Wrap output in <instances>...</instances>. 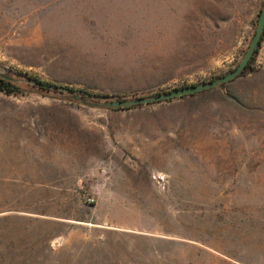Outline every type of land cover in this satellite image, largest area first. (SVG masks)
<instances>
[{
  "label": "rangeland",
  "instance_id": "obj_1",
  "mask_svg": "<svg viewBox=\"0 0 264 264\" xmlns=\"http://www.w3.org/2000/svg\"><path fill=\"white\" fill-rule=\"evenodd\" d=\"M263 6L0 0V75L21 71L128 97L198 85L241 61ZM65 115L124 144L98 147L100 178L38 185L32 163L5 155L21 131L58 127ZM6 172L27 182H0V264H264V56L210 92L139 109L33 88L0 91V176ZM68 188L75 192L57 190Z\"/></svg>",
  "mask_w": 264,
  "mask_h": 264
},
{
  "label": "crops",
  "instance_id": "obj_2",
  "mask_svg": "<svg viewBox=\"0 0 264 264\" xmlns=\"http://www.w3.org/2000/svg\"><path fill=\"white\" fill-rule=\"evenodd\" d=\"M259 51L264 56V40ZM206 92L179 99L195 97ZM60 120L61 124L58 127L21 131L24 138L14 140V150L11 154L5 155V159L11 160L15 163L14 165L19 163L20 166L32 163L38 185L49 183L56 180L57 177H74L75 179L77 176L90 175L102 177L100 168L104 163V158L98 147L103 148L105 144L110 142H116L117 145H120L124 144V141L109 139L111 135L109 129L86 125L82 117L78 115H65ZM29 132L37 137L35 141L26 137L30 135ZM45 136H59L60 138L46 139ZM128 142L132 143L131 140ZM85 164L89 165L88 168H85ZM33 171L32 174H34ZM51 176L53 177L52 180L50 179ZM0 182L24 185L27 180L9 177L6 172L5 175L0 176ZM75 183L76 185L80 184V180L75 181ZM57 190L75 192L70 188Z\"/></svg>",
  "mask_w": 264,
  "mask_h": 264
},
{
  "label": "water",
  "instance_id": "obj_3",
  "mask_svg": "<svg viewBox=\"0 0 264 264\" xmlns=\"http://www.w3.org/2000/svg\"><path fill=\"white\" fill-rule=\"evenodd\" d=\"M263 32H264V6L262 7V9L260 10L258 14V19L256 22L254 34L249 42L247 50L245 51L241 61L236 65V67L232 71H230L226 75L219 77L218 79L212 82H209V83L191 85L185 88H177V89L169 90L166 92L153 94L150 96H137V97H132L130 99H125V100L111 99V100L100 102V103L96 102L94 103V106L106 108V109H113V110L133 109V108H138L142 106L155 105V104H160L164 102H169V101L183 98L186 96H193L199 93H203V92L215 89L219 87L220 85L230 83L231 81L237 79L239 75H241V73H243V71L245 70L247 64L249 63L251 58L254 56L255 51L260 44ZM33 85L41 87V88H46L49 90L59 91L61 93H66L70 95V97L73 100L86 104L85 100H83L78 95H76L74 92H72L70 89H67L65 87L47 86L45 84L37 83V82H33Z\"/></svg>",
  "mask_w": 264,
  "mask_h": 264
},
{
  "label": "trees",
  "instance_id": "obj_4",
  "mask_svg": "<svg viewBox=\"0 0 264 264\" xmlns=\"http://www.w3.org/2000/svg\"><path fill=\"white\" fill-rule=\"evenodd\" d=\"M263 40H264V32L262 34L260 44H259L258 48L256 49L254 56L251 58V60L247 64L245 70L243 71V73H241V75H239V77L251 72L252 64L255 60V56L258 54V51L261 47V43ZM232 70L233 69L229 70V72ZM219 77L220 76H213V77L209 78L208 80L201 82V84L212 82V81L218 79ZM33 82L42 83V84H45L47 86H58V87H65L67 89H70L72 92H74L80 98L85 100L86 101L85 105H88V106H94V103H96V102L100 103V102L108 101L111 99L125 100V99H130L132 97H137V96H129L128 97V96L118 95V94L93 93V92H90V91H87L84 89H76L73 87L51 84L48 82H43V81L37 79L36 77H33V76H31L25 72H21V71L12 72V73H9L8 75H0V91L7 94V95H16V94H21V93L25 92L27 89L33 88V89L39 90L42 93L55 94L59 97H61V96H69L70 97V95H68L66 93H61L59 91L49 90L46 88H41V87L35 86V85H33ZM187 86H191V85H182L178 88H185ZM174 89H177V88H174ZM171 90H173V89H171ZM159 93H162V92H159ZM155 94H157V93H155ZM141 96H144V95H141ZM77 102H79V101H77ZM120 110H130V109H120Z\"/></svg>",
  "mask_w": 264,
  "mask_h": 264
}]
</instances>
